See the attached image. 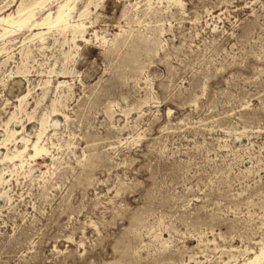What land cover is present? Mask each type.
I'll return each mask as SVG.
<instances>
[{
  "label": "rangeland",
  "instance_id": "374dc122",
  "mask_svg": "<svg viewBox=\"0 0 264 264\" xmlns=\"http://www.w3.org/2000/svg\"><path fill=\"white\" fill-rule=\"evenodd\" d=\"M22 1L0 0V16ZM81 22L87 42L57 28L45 41L26 28L0 37V140L7 129L36 140L49 116V153L25 168L0 161V264L253 257L264 247V0H94Z\"/></svg>",
  "mask_w": 264,
  "mask_h": 264
},
{
  "label": "bare ground",
  "instance_id": "6f19581e",
  "mask_svg": "<svg viewBox=\"0 0 264 264\" xmlns=\"http://www.w3.org/2000/svg\"><path fill=\"white\" fill-rule=\"evenodd\" d=\"M50 1H52V0H34V1L32 0V2H29V3H25V2L22 1L21 4L18 6L16 12L9 13V14L4 15V16H0V28L2 29V31H4V32H0V37H4V36H7V35L14 34V33L18 32V31H20V30L22 31V29H25L26 28L29 31L38 30V32H36V33H34L32 35L31 40L39 39L40 41H45V39L47 38V37L45 38V35H47V34H46V32L44 30L47 29V33L49 34V31H51L53 28H57L60 31H66L67 30L69 33H71V35L73 37L72 38V41H73L74 44L76 43V40H77L78 37H80V38L82 37V39L84 41H86V42L89 41L88 39L85 38V33H86L87 26L85 25L84 22H81V20H83V18L87 14H89V12H90V5L92 4V1L94 2V0H90V1L88 0L89 2H88V4L86 3L87 5L85 6V9L83 11H81L80 14L77 16L79 18V20L77 19L78 21H73L72 22V20L74 19V15L73 14L76 12V9H77L75 3L78 0H64L62 2H59L58 8H57V10H56L55 13L54 12L52 13V11H48L47 13H45V15L43 16V18L41 20H37L36 19V12L38 11L37 9H44L45 8V5L48 2H50ZM26 55H27V53H26ZM19 71H21V69ZM51 71L52 72H55V70L53 71V69ZM21 72H23V71H21ZM49 82L50 81H48V83ZM45 99H46V97H45ZM72 99H73V97H72ZM24 100H25V97H23L21 99V103ZM18 101H20V100H18ZM50 112L55 113L57 111H55V109L53 108V110H51ZM47 113H48V111H47ZM52 113H51V115H52ZM48 119H49V116H47V115H45V116L42 117V119L40 121L41 130L36 135L37 139L36 140H33V141L30 138H27L25 136L21 137V139L18 141V139L16 138V135L19 132L16 131V130L7 129V135H6V137H4L3 140H0V147L1 146L2 147H8V143L9 142H13V141H14V143H23V147L21 146L22 148H20V147L16 146L12 152L9 149L7 151V153L2 157V159H0V161H9V162H12L13 165L16 166V167H18V166L19 167H24V165L27 164V162L29 160H38L42 156H44L47 153H49L47 147L43 144V141H42L43 134L46 133V129H47L46 125H48ZM11 120H12V117L9 120V122H7V123L9 124L11 122ZM54 125L56 126L57 125V122H55ZM18 161L20 163L16 164V162H18ZM1 180H3V175L2 174H1ZM263 260H264V247L260 248V251L259 252H257V253L255 252V254H254L253 257L249 258L248 260H246V261H244V262H242L240 264H264L263 263ZM230 261H233V259L230 260ZM227 262H229V261H227Z\"/></svg>",
  "mask_w": 264,
  "mask_h": 264
}]
</instances>
